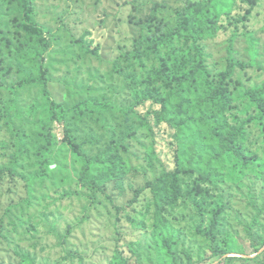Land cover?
<instances>
[{
  "label": "trees",
  "instance_id": "trees-1",
  "mask_svg": "<svg viewBox=\"0 0 264 264\" xmlns=\"http://www.w3.org/2000/svg\"><path fill=\"white\" fill-rule=\"evenodd\" d=\"M261 1L203 0L187 3L177 12L175 25L168 27L166 32L142 34L134 47L125 49L116 60L114 74L125 82L129 100L120 104L116 100L117 92L110 99L103 93H94V87L87 85V94L72 98L69 104L57 101L51 91V74L44 61L50 55L53 42L45 36L46 28L34 19V0H2L4 7L0 5V12L8 8L15 19L0 24V55L7 60L0 87L10 86L16 95L0 111V121H3L6 134L0 140V180L5 175L23 177L29 188V198L35 194V183L51 181L53 172L49 156L58 141L57 128L61 127L69 154L74 155L75 161L82 159L78 187L87 192L90 202L78 226L105 210L107 203L115 208L113 221L118 224L126 207L116 204L115 198L108 193L107 183L116 179V173L125 167L126 153L135 148L133 139H138L141 134L156 139L157 130L162 127L169 129L173 138L171 144L179 148L180 154L186 155L190 151V158L186 162L182 160L186 168L178 159L175 169L164 170L157 181L149 182L136 191L130 205H134L145 191H153L149 207L153 209L156 222L150 242L146 237L147 245H138L139 249L134 253L139 259L142 253L147 255L152 246L162 256L159 264H183L181 261L186 258L188 262L184 264H193L189 257L194 246H190L193 241L186 236L187 231L192 227L206 243L209 239L216 240L219 215L224 212L219 203L205 202L208 192L204 190V184H215L216 170L211 169L212 163L241 159L244 155L239 163L245 166L248 153L244 152V144L253 143L252 140L257 138L264 141V67L260 66L257 78L247 80L249 84L243 82L244 70L250 64L244 61L235 47L242 37L240 15L235 12L249 5L257 6ZM229 23L234 29L228 38L226 66L220 69L205 42L220 31L227 33ZM12 24L14 28L11 30ZM33 33L37 36L34 37ZM231 87L236 90L232 92ZM27 90L31 93L29 103H25L20 94ZM188 113L203 123L207 120L205 114H208L214 126L209 141L213 154L206 160L208 169L204 178L195 183L185 179L192 178L195 173L192 168L195 147H201L198 151L206 150L209 135L206 136V128L197 132L196 129H185L193 121V116ZM253 130L259 133L255 136ZM155 150L150 146V153ZM149 166L153 169L152 164ZM73 196L79 195L64 192L60 199ZM183 208L185 211L188 209L191 215L185 226H179L172 220H177L176 214ZM263 218L264 212L252 218V221L256 219L251 229L255 235L264 233L260 225ZM193 220L196 223H191ZM11 224L15 229H22L18 237L20 243L28 238L35 240L39 229L50 226L51 221L46 215L40 219L38 227H26L21 219ZM141 224L143 227L146 225L144 221ZM5 228L2 227L3 230ZM77 228L76 225H68L66 241ZM18 243L14 242V247ZM231 244L234 245L232 241ZM260 246H264L263 239ZM226 249L214 252L223 256L234 251L230 245ZM116 255L121 264H127L119 251ZM28 260L29 264H36L35 254ZM236 261L248 260L231 257L227 264Z\"/></svg>",
  "mask_w": 264,
  "mask_h": 264
},
{
  "label": "rangeland",
  "instance_id": "rangeland-1",
  "mask_svg": "<svg viewBox=\"0 0 264 264\" xmlns=\"http://www.w3.org/2000/svg\"><path fill=\"white\" fill-rule=\"evenodd\" d=\"M191 1L203 0H34V19L46 28L45 36L53 42L44 64L51 74L50 88L54 98L71 104L72 98L84 96L89 90L87 85H92L94 93H103L112 99L117 92L116 100L120 104L125 103L129 100V94L124 89L123 79L114 74L116 60L125 49L131 50L142 34L166 32L168 27L175 25L177 12ZM235 13L240 15L238 18L242 31V37L237 40L235 47L244 61L250 64L244 70L243 81L249 84L247 80L257 78L260 66L264 67V0L257 6L249 5ZM11 19H15V15L8 8L0 12V24L9 23ZM227 27V33L220 31L205 42L220 69L226 66L228 38L234 29L230 23ZM13 28L14 25H10V29ZM33 36L36 37V33ZM6 61L0 55V80L5 76L3 70L6 71ZM234 90L236 88L231 87V91ZM20 94L25 103H29L31 93L27 90ZM15 95L10 86L0 87V111ZM188 114L193 116V121L185 129H196L197 132L206 128V136L209 135L206 150L198 151L201 147H195L192 165L195 173L192 178L185 179L195 183L204 178L208 169L206 160L213 154L209 141L214 126L208 114H205L207 120L204 123L196 120L198 118L192 113ZM253 132L255 136L259 133L258 130ZM171 133L162 127L155 132L156 139L146 134L133 139L132 146L134 144L135 148L125 155L126 168L120 169L116 179L107 183L108 193L115 198L116 204L126 207L121 213V222L114 223L115 208L107 203L105 210L78 226L90 203L87 192L78 187V173L83 162L81 158L75 161L74 155L69 154L62 128H57L58 141L49 156L53 172L51 181L35 183V194L29 198V188L23 177L5 175L0 180V264H29L28 259L34 254L36 264H121L116 255L118 251L127 264H159L162 256L152 246L147 255L142 253L139 259L134 253L138 251V245L145 247L153 236L156 221L153 209L149 207L153 191L142 193L134 205L129 203L137 190L149 182L157 181L164 170L175 169L178 159L186 168L182 160L186 162L190 158V151L186 155L180 154L179 148L171 144ZM5 137L1 120L0 140ZM252 141L243 146L244 152L248 153L245 166L239 163L244 155L241 159H226L220 164L211 165V169L216 170L215 184H204V190L208 192L205 202L219 203L224 207V212L219 215L216 240L209 239L206 243L192 227H186V230L189 229L186 236L193 241L190 246H194L189 257L193 264H227L231 257L248 260L233 264H264V246H260L264 233L255 235L251 230L256 221H252V218L264 212V141L262 138ZM150 146L156 148L153 153H150ZM149 164H152L153 169ZM64 192L78 193L79 196L61 200L60 196ZM46 215L50 216L51 225L41 227L35 240L28 238L18 243L22 229H15L11 223L21 219L25 221L26 227H38L40 219ZM189 215V210L183 208L176 214L177 220L172 221L185 226L189 222ZM262 220L260 225L264 229V218ZM143 221L146 223L144 227L141 224ZM191 223L196 222L193 220ZM68 225L79 228L66 241ZM2 227L6 228L3 230ZM14 242L18 243L17 247H14ZM227 245L233 247V253L218 256L214 252L225 250ZM181 262L187 263L188 258Z\"/></svg>",
  "mask_w": 264,
  "mask_h": 264
}]
</instances>
